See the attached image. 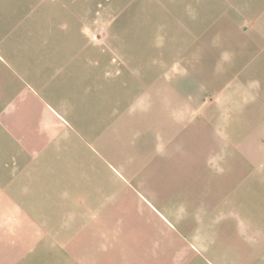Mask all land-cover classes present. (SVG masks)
Returning a JSON list of instances; mask_svg holds the SVG:
<instances>
[{"label": "crops", "instance_id": "crops-1", "mask_svg": "<svg viewBox=\"0 0 264 264\" xmlns=\"http://www.w3.org/2000/svg\"><path fill=\"white\" fill-rule=\"evenodd\" d=\"M109 1L0 0V264H264V0ZM102 26L114 41L92 40ZM89 81L111 105L97 142H81L114 172L177 176L194 244L166 235L157 253L124 234L116 202L59 182L75 145L68 88Z\"/></svg>", "mask_w": 264, "mask_h": 264}, {"label": "rangeland", "instance_id": "rangeland-1", "mask_svg": "<svg viewBox=\"0 0 264 264\" xmlns=\"http://www.w3.org/2000/svg\"><path fill=\"white\" fill-rule=\"evenodd\" d=\"M130 1L110 0L108 3L112 4L111 8L115 10L116 3L122 6H129ZM137 7H139L138 4L135 6V9ZM113 12H111V18L108 16V19L113 20ZM160 19L161 22L164 19V13L161 10L157 11L156 18L147 17V20H142L140 23L143 27L151 28L153 26L155 27ZM126 20L129 21L128 24L132 25V22H130L131 17L129 20ZM100 25L102 24L100 23ZM102 27V30L92 32V40L102 39L114 41L116 39L115 32L109 30L106 26ZM143 33L142 31L138 34V40L142 41L143 35H149ZM150 39L152 41L156 40L151 37ZM162 52L163 50L159 49H143L137 50L136 56L147 58L150 56H158ZM165 52L166 55L170 53L168 50H165ZM170 55L172 56V53ZM93 78L94 76L91 74V81ZM91 81L87 82V84L85 83V85L83 83L82 85L79 84L82 86V89H77L73 83H70L68 88L71 95L69 97L70 107L72 109L74 108L76 113L74 119L70 114L69 116H65L70 120L76 130V134L74 133L75 145H73V149L70 147L65 152V156L69 157V161L73 165L70 163V167L67 165L60 166L62 168L60 170H69V173L65 179L61 178L59 182L70 184L75 191H81V194L90 202L98 200L116 202L118 206L116 208L117 216L123 219L124 234H132L136 240L141 241L139 244H148L149 242L151 244L154 239V242L158 243L154 248L157 253H162L166 249L163 238L166 235H173L181 244L185 243L186 246L194 244L192 227L184 226L180 223L179 197L177 194H175L176 196H172L169 192L170 185L178 187L179 178L177 176L168 179L160 171H155V175L133 177L127 175L126 172L128 171L120 167V165L117 166V172H114L109 167L110 162L103 161L97 153L86 146L85 142V144L81 142V139H88L90 141L92 139L97 140L100 129L104 127L103 124L104 120L106 121V116L109 117V112H107L106 108L111 105L110 102L107 104L104 103L103 105L99 102L98 96L89 97L88 94H85V92L91 91L96 87L99 90V87ZM138 127L141 130L143 129L141 126ZM146 141L147 137H144L141 142L143 146L140 149L143 154L148 152ZM157 172L160 173L156 174ZM49 198L50 196L46 199L52 200ZM31 199L34 202L46 201L43 198V194H39L38 199H35L33 195ZM3 227L0 225V236L4 233ZM158 261L162 262V259H158ZM195 261L198 264H206L201 258L196 257L195 259L194 256H192V261L187 264H195Z\"/></svg>", "mask_w": 264, "mask_h": 264}]
</instances>
